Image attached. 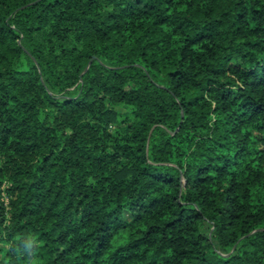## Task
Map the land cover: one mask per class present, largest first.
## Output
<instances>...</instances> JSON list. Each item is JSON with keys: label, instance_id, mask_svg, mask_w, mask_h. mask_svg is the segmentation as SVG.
<instances>
[{"label": "trees", "instance_id": "obj_1", "mask_svg": "<svg viewBox=\"0 0 264 264\" xmlns=\"http://www.w3.org/2000/svg\"><path fill=\"white\" fill-rule=\"evenodd\" d=\"M33 238L264 264V0H0V264Z\"/></svg>", "mask_w": 264, "mask_h": 264}, {"label": "clouds", "instance_id": "obj_2", "mask_svg": "<svg viewBox=\"0 0 264 264\" xmlns=\"http://www.w3.org/2000/svg\"><path fill=\"white\" fill-rule=\"evenodd\" d=\"M38 247H39L38 241L35 238H33V243L29 247V251L31 255L27 257L25 264H40L38 253L36 251Z\"/></svg>", "mask_w": 264, "mask_h": 264}, {"label": "rangeland", "instance_id": "obj_3", "mask_svg": "<svg viewBox=\"0 0 264 264\" xmlns=\"http://www.w3.org/2000/svg\"><path fill=\"white\" fill-rule=\"evenodd\" d=\"M120 112H122V113H123V112H125V110H124V109H120Z\"/></svg>", "mask_w": 264, "mask_h": 264}]
</instances>
